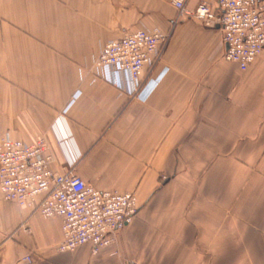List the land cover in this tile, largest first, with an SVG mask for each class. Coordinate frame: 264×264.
Here are the masks:
<instances>
[{"label":"crops","instance_id":"1","mask_svg":"<svg viewBox=\"0 0 264 264\" xmlns=\"http://www.w3.org/2000/svg\"><path fill=\"white\" fill-rule=\"evenodd\" d=\"M141 29L169 38L133 92L94 65ZM225 50L171 0H0V138H43L54 172L140 206L111 246L61 252V217L0 195V264H264V51L241 71Z\"/></svg>","mask_w":264,"mask_h":264},{"label":"built area","instance_id":"2","mask_svg":"<svg viewBox=\"0 0 264 264\" xmlns=\"http://www.w3.org/2000/svg\"><path fill=\"white\" fill-rule=\"evenodd\" d=\"M187 0H171L180 17L195 19L222 32L224 59L247 71L264 51V0H217L200 3L194 11ZM167 34L137 30L106 43L96 60V73H125L132 91L142 86L143 74L159 60ZM43 138L27 143L8 135L0 138V195L20 208L45 218L63 219L59 251L90 246L94 254L111 246L137 217L140 206L134 193L99 190L73 172L50 168Z\"/></svg>","mask_w":264,"mask_h":264},{"label":"rangeland","instance_id":"3","mask_svg":"<svg viewBox=\"0 0 264 264\" xmlns=\"http://www.w3.org/2000/svg\"><path fill=\"white\" fill-rule=\"evenodd\" d=\"M168 38H169V36L167 37V40H168ZM164 47V46H163ZM162 50H163V48H162ZM161 56V55H160ZM98 59V58H97ZM96 59V60H97ZM95 68H96V61H95ZM94 68V70L96 71V69ZM183 169V168H182ZM184 169H187L188 171H190L191 170V168H190V166L188 165L187 167H184ZM201 198H203V199H205V201H209V199H211V197H201V196H184V199L187 201V205L188 206H190L191 204V202L193 203L194 201H195V199H201ZM186 201H185V203H186Z\"/></svg>","mask_w":264,"mask_h":264},{"label":"water","instance_id":"4","mask_svg":"<svg viewBox=\"0 0 264 264\" xmlns=\"http://www.w3.org/2000/svg\"><path fill=\"white\" fill-rule=\"evenodd\" d=\"M217 29H218V27H217Z\"/></svg>","mask_w":264,"mask_h":264}]
</instances>
